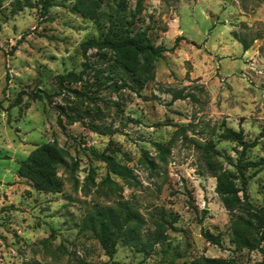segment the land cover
I'll return each instance as SVG.
<instances>
[{
    "label": "rangeland",
    "instance_id": "obj_1",
    "mask_svg": "<svg viewBox=\"0 0 264 264\" xmlns=\"http://www.w3.org/2000/svg\"><path fill=\"white\" fill-rule=\"evenodd\" d=\"M18 1L0 2V264L262 260L256 251L233 250L228 213L213 191L214 179L205 174L194 141L211 138L218 160L230 169L239 149L216 142L211 132L223 123L241 129L243 138L251 140L264 122V0H142L138 27L147 28L154 45L169 49L175 44L153 64V78L137 94L73 84L77 91H89L90 99L59 95L51 104L30 101L26 94L36 89L56 92L54 75L78 72L79 44L97 33L91 21L68 11L74 0H54L45 17L36 0H28L31 8L14 11ZM240 37L248 43L245 51ZM93 54L87 52L90 62L96 60ZM21 91L25 94L15 105ZM179 91L196 100L172 101L171 94ZM69 106L82 111L87 107L81 120L108 127L112 134L93 133L80 122L59 129L55 108L66 113ZM168 142L169 151L159 161L152 144ZM43 143H54L66 155L65 164L56 170L62 182L57 194L34 190L16 173L18 163ZM87 148L110 155L131 171L133 180L127 183L109 174ZM262 156L264 141L245 154L249 160ZM252 172H245L252 175L246 193L254 206L264 209V168ZM119 197L142 215L146 230H152L150 223L159 216L170 222L166 239L149 254L118 240L108 258L90 232L80 229L92 205L111 204ZM201 230L218 234L221 247L206 243Z\"/></svg>",
    "mask_w": 264,
    "mask_h": 264
},
{
    "label": "trees",
    "instance_id": "obj_2",
    "mask_svg": "<svg viewBox=\"0 0 264 264\" xmlns=\"http://www.w3.org/2000/svg\"><path fill=\"white\" fill-rule=\"evenodd\" d=\"M2 0H0L1 2ZM142 0H134L132 5L129 0H74L68 7V11L81 19L91 21L96 30V37H89L79 44V52L82 57L80 70H72L53 77L56 92L46 93L34 90L26 94L30 101H42L51 104L55 96L72 94L77 98H87V90L77 91L70 86L84 82L100 91L109 89L113 92L127 90L137 94L145 84L153 78V64L162 57V54L172 50L173 46L166 49L162 45H154L147 33V28L138 27ZM40 16L45 17L48 9L54 6V0H36ZM14 11L21 8H31L28 0L16 2ZM179 39H175L177 43ZM242 49H248V43L242 37L238 39ZM94 51L90 62L88 51ZM91 81H84L86 79ZM23 91L18 93L15 105L21 100ZM196 98L190 94H182L181 91L171 94V100H184ZM65 106L69 103L62 97ZM55 124L63 130L64 124L70 125L80 122L82 126L93 133L100 135L112 134L108 127H99L92 120L84 122L81 113L88 112L86 107L77 109L69 106L68 112L62 107H56ZM93 111V108L90 109ZM97 111V110H96ZM96 111H94L96 113ZM64 118V121H62ZM179 128L178 131H182ZM210 136L216 142L231 143L238 148V155L234 163H229L230 169L223 166L218 160L215 143L211 138L203 141H194V147L198 150L205 174L214 179V193L218 197L222 207L228 213V227L231 235L230 244L234 251H256L262 256V260L252 264H264V209L254 206L248 199L246 186L252 175H245L247 170H253L252 174L264 168V156L256 160H249L245 154L254 148L259 141H264V122L256 136L251 140L243 138L242 130H233L221 123ZM169 142L166 146L153 143L152 146L158 155V160L163 161L168 153ZM95 159L104 163L109 174L124 182L133 180L131 171L116 162L105 152L96 153L87 148ZM65 153L54 143H43L36 146L29 154L18 163L17 176L25 179L30 186L37 191L57 194L61 192L62 182L57 177V168L65 164ZM149 168L153 167L152 161L147 160ZM110 184V181L107 179ZM205 212V211H203ZM146 221L138 213L129 201L121 197L113 200L111 204H95L80 221V229L87 230L93 236L103 254L111 258L115 253L116 245L120 240L123 245L133 249L142 255L149 254L155 245L166 239L165 231L172 228L170 222L159 216L151 221L152 230H146ZM202 239L216 247L222 243L218 234H211L207 230H201ZM26 264V263H24ZM111 264H119L112 261ZM187 264H238L232 259L199 257L192 259Z\"/></svg>",
    "mask_w": 264,
    "mask_h": 264
}]
</instances>
